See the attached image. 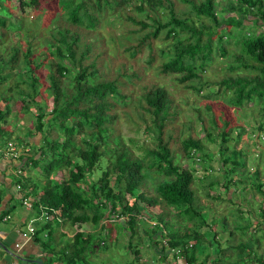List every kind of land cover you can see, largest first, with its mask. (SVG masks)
<instances>
[{
	"label": "trees",
	"instance_id": "obj_1",
	"mask_svg": "<svg viewBox=\"0 0 264 264\" xmlns=\"http://www.w3.org/2000/svg\"><path fill=\"white\" fill-rule=\"evenodd\" d=\"M16 1L20 8L28 6L34 14L44 19L50 13H56L53 19L55 26L48 25L43 38L49 52L42 55H51L46 63L49 66L46 71L47 85L43 86L51 99L49 110L43 106V97L39 93L41 82L34 69L41 61L34 62L32 42L28 41V45L21 50L20 58L14 46L7 57L0 54V71L6 67L5 74L0 73L2 79L12 74V69L20 62L27 64V70L21 73L25 78H20L25 89L15 87L14 91L18 97L23 95V98H18L20 108L27 110L31 104L34 105L35 131H28L29 140L27 138L25 142L28 148L17 149L18 161L12 163L17 171L10 172L9 184L19 194V202L22 197L29 195L32 197L31 209L36 214L40 207L48 212L49 217L42 219L44 221L41 223L34 220V238L49 253L46 261L55 256L65 264H91L86 259L88 252L94 249L93 244L102 248L107 245L105 236L110 229L128 232L127 244L131 246L130 239L141 222L155 254L156 251L160 252L161 260L166 259L170 251L172 260L180 255L184 258V264H205L209 254L206 251L207 245L201 243L203 235L194 227L197 221L202 223L198 210L200 204L191 186L194 167H183L179 161L184 157L192 161L197 154L198 159L207 162L211 153L206 149L204 141H214V135L219 136L218 152L222 156L219 167L226 173V186L231 181V175L243 165L241 149H227L225 144L230 131L228 122L224 120L218 124L213 111L207 121L198 115L202 136L189 124L188 133L180 139L178 150L171 151L170 131L176 132L174 120L177 104L162 85L145 83L139 94L143 102L142 120L145 122V134L155 144L142 155L135 154L114 132V109L117 103H127L125 101L130 97L125 92L130 89H124L126 83L119 80L118 75L125 74L127 81L140 75L132 67L127 72V65L120 60L114 67L116 76L106 79L101 66L105 60L115 64L116 56H108L105 50L102 53L94 52L91 54L92 59L85 64L82 59L95 48L93 40L85 41L84 38L106 14L107 9L121 10L124 18L138 24L137 28L130 29L137 35L135 43L124 48H132L129 51L131 55L146 45L150 60L154 53L152 41L162 32V39H168L167 44L158 47V52L164 57L159 65L162 73L173 74L176 82L197 92L203 83L202 71L218 54L233 61L227 63L228 73L224 72L218 79L214 90L229 91L228 95L222 97L226 105H242L248 101L264 104V28L251 29L256 23L264 25V0H219L221 9L218 10L215 8V0H187L194 15L202 18L197 24L193 19L176 14L171 9L168 13L160 10L161 0ZM168 2L171 3L170 0ZM128 3L133 11L146 10L144 15L149 21L129 13L125 8ZM3 4L0 0V6L3 7ZM2 20L1 27L6 25L5 20ZM227 43H232L234 48H227ZM77 48L79 55L75 57ZM72 67L75 70L71 73ZM67 75L63 82L62 77ZM209 91L216 94L212 89ZM11 97L12 94L1 95L4 104L0 107V148L13 139L10 138L12 131L6 126L9 121L7 100ZM204 105L210 109L209 103L205 102ZM254 135L259 138L257 132ZM176 152L180 153L177 159ZM1 160L3 150L0 149V164L3 165ZM227 162L230 165L226 169ZM31 166L38 168L43 177L28 186L30 178L26 169ZM150 167L162 175L154 193L147 192L144 186L145 170ZM55 172L61 175L60 179L53 180ZM259 174L258 168L251 172L252 185L261 193L264 204V175L261 179ZM206 176L203 174V177ZM236 181L233 179L234 185ZM146 205L158 208L152 222L138 215L140 208ZM8 209L3 207L0 210L1 220L7 215ZM237 209L241 211L245 208ZM58 220L68 223L90 222L91 227L87 231H75L71 236H65L59 231L62 236L56 239L53 231L55 226H51V221L57 223ZM186 221L189 225L184 224ZM173 222H177L178 226L173 227ZM247 224L243 227L246 228ZM96 226V230L92 229ZM249 236L258 242V237L253 234ZM237 238L238 242L225 247L243 248L240 240L244 239V233ZM189 239H193V242L190 243ZM202 245L204 252L200 248ZM217 252L218 255L212 258V264H226V261L221 260V245ZM197 255L200 256L199 260ZM256 258L259 264H264L261 256Z\"/></svg>",
	"mask_w": 264,
	"mask_h": 264
},
{
	"label": "rangeland",
	"instance_id": "obj_2",
	"mask_svg": "<svg viewBox=\"0 0 264 264\" xmlns=\"http://www.w3.org/2000/svg\"><path fill=\"white\" fill-rule=\"evenodd\" d=\"M170 1L171 3L168 0H161L160 10L168 13L169 9H171L176 14L193 19L195 24L202 20V18L194 15L187 0ZM2 2L5 7L0 6V22L3 21V18L6 25L3 27L0 25V29L2 30L0 33V54L7 57L14 46L17 48L18 58H20L22 55L21 50L28 45V41L32 42L31 54L35 58L34 62L41 61V64L34 69L35 75L38 76L41 82L39 93L43 97L41 98L44 102L43 106H45L46 110H49L51 99L49 94L43 89V86L47 85L46 71L49 69V66L46 63L51 58V55L47 54L45 57L42 55L49 52L48 48L44 46L43 38L46 35L45 32L49 27L48 25L55 26L53 19L56 13H50L44 19L41 15L34 14L28 6L20 8L16 0H2ZM129 3L125 6L129 13L133 14L136 18L149 21L148 17L144 15L147 12L146 10L142 12L133 11L130 9ZM215 8L217 10L221 9L219 0H215ZM135 27L137 28L138 24L124 18L121 10L109 11L107 9L106 14L93 26L94 29L89 30L85 34L84 38L85 41L93 40L95 48L94 51L92 50L89 54L87 53V56L82 59L85 64L92 59L93 55L91 54H94V52L102 53L105 50L108 56H116L115 64L112 65L109 60H105L103 66H101L106 79L116 76L114 67L120 60H123L127 65V72L132 67L140 75L138 77H131V81H127L125 74L118 75V79L126 83L124 89H130V91H125L130 94V97L125 101L127 103H117L114 109L116 112L114 132L118 133L128 147L137 155H142L147 148L155 144V141L152 142L144 132L145 122L142 120L144 114L141 107L143 102L139 97L143 85L152 82L166 88L173 102L177 104L174 120L176 132L174 130L170 131L172 133L169 142L171 151L178 150L180 139L188 133L189 124H192L197 134L202 136L201 126L197 121L198 115L207 121L210 113L213 111L218 124L226 120L230 127L225 143L227 149L239 147L243 161V165L237 169L235 174L231 175V181H228L226 186H224L226 173L223 168L219 167L221 166L222 157L218 152L217 142L219 136L214 135V141H204L206 149L211 153L210 160L207 161L209 165L207 162L198 159L197 154L194 155L192 161L184 157L180 158L179 163L183 167L187 165L194 167V178L191 186L199 201L200 206L198 210L202 219V223L197 221L194 227L203 235L201 243L207 245L206 251L209 254L205 264H212V258L218 255L217 250L220 245L221 248L223 247L221 260L226 261V264H259L256 257L261 256L264 259V204L261 200V193L254 189L252 185L251 172L255 168H258L260 170L259 176L261 179L263 178L264 104L248 101L242 105H226L222 97L228 95L229 91L214 90L218 79L225 73H228L226 65L231 59L228 58L226 60L224 56L218 54L214 56L213 60L202 71L203 83L199 91L196 92L193 88L176 82L173 74L162 73L159 70L160 62L164 57L158 52V47L168 42V39H162V32L152 41L154 53L150 60L146 45L142 46V49L133 55L129 52L132 48L130 50L124 49L125 46L135 43L137 35L133 30H130ZM231 27H234V24H231ZM78 28L81 29V27ZM263 28L264 25L256 23L252 25L251 29L262 30ZM231 34L234 35V32ZM96 38H100L101 41H99L100 39L96 40ZM226 47L231 49L234 48V45L227 43ZM78 55L79 49L77 48L74 56L78 57ZM231 62L233 63V61ZM26 68L27 64L20 62L17 67L12 69V74H9L5 79L0 78V107L4 104L1 95L12 94V97L7 100L9 105L7 117L9 121L6 123V126L12 131L10 138H13L10 140V145L7 144L0 149L3 150V160L7 162V164L4 163L6 168L15 172L17 170H14L12 163H17L19 158L16 150L19 148L27 149L28 146L25 142L30 136L28 131H35L33 128V122L36 121L34 105L31 104L27 110L20 108L18 98H23V95L21 94L18 97L14 91L15 87L25 89L24 83L20 78H25V76H21V73L25 72ZM5 70L6 67L0 73L5 74ZM74 70L73 67L70 68L71 73ZM67 77L68 75L62 77V81L64 82ZM15 84L17 85L15 86ZM210 89L216 92V94L210 93ZM205 102L209 103L210 109L205 107ZM220 103L222 104L220 105ZM43 117L45 118L46 115L44 114ZM256 132L259 138L255 137L254 134ZM179 154V152L175 153L176 159L179 157ZM203 164H205V167H203ZM229 165L230 163L228 162L225 164L226 169ZM56 172L52 176L53 180L61 178V175ZM26 173L30 178L28 186H32L34 180L43 177L38 168L32 166L26 169ZM145 173V189L147 192L154 193L157 182L161 180L162 175L154 167L146 169ZM203 174L207 176L203 177ZM8 176H10V172ZM233 179L237 180L235 185ZM209 180L214 181L209 182ZM207 191L208 194H206ZM126 196L130 200L129 194ZM26 197L32 199L29 195H26ZM17 201L19 202L18 198ZM239 207L240 209H245L238 211L237 208ZM157 210V206L146 205L140 208L138 215L152 222L155 220L154 214ZM173 212L176 214L175 210ZM119 217L123 218L124 216ZM36 218L42 220L38 216ZM58 219L62 220L61 217ZM103 220L107 221V219ZM246 223H248L247 227L244 228L243 226ZM184 224L189 225L187 221ZM176 226H178L177 222H173V227ZM90 227V222L68 223V221H64L63 230L65 231H61L63 235L71 236L75 231H87ZM143 227L144 225L142 226L141 222H139L136 233L130 239L132 242L131 246L127 244L128 232H122L121 230H116V228L110 229L108 235L105 236L107 245L102 248L93 244L94 249L88 252L87 256L89 257L87 259L86 256V259L91 264H183L184 258L180 255L176 256L173 260L169 258L170 251L167 258L161 260V257L155 254L153 246L150 245ZM97 228L96 226L92 229L96 230ZM241 233H244V239L240 238V242L244 245L241 248L242 250L240 248L228 249V247H225L238 242L239 238L237 237ZM251 234L258 237L257 243L249 236ZM61 236L62 234L59 233L56 238H60ZM189 242L192 243L193 239H189ZM203 245L200 247L202 252H204ZM200 248L198 252L201 251ZM197 254L201 255V253ZM197 259H200L199 255H197Z\"/></svg>",
	"mask_w": 264,
	"mask_h": 264
},
{
	"label": "crops",
	"instance_id": "obj_3",
	"mask_svg": "<svg viewBox=\"0 0 264 264\" xmlns=\"http://www.w3.org/2000/svg\"><path fill=\"white\" fill-rule=\"evenodd\" d=\"M1 161L7 164L5 160ZM9 172H11V170L7 169L4 164H0V210L3 207L9 208L7 215L0 220V241L4 245V248L1 247L0 249V264H35L28 259L36 257L41 259V264H65L63 260L55 258V256L52 260L46 261L49 253L46 247L43 246L39 240L34 238V233L27 238L22 235L21 232L25 229V224L28 219L36 217L38 213L36 214L33 209L17 201L19 194L15 192L14 188L9 184ZM35 221L41 223L37 218ZM51 223L53 228L55 226L53 229L55 237L59 234V231H65L63 230L64 222L59 223V221H57V223H54L51 221ZM33 224L36 227L34 221ZM15 242L19 243L17 247L14 246ZM156 252L157 255L160 256V252ZM168 255L169 253H167V256ZM88 257L89 256H87V259ZM169 258H171V254Z\"/></svg>",
	"mask_w": 264,
	"mask_h": 264
},
{
	"label": "built area",
	"instance_id": "obj_4",
	"mask_svg": "<svg viewBox=\"0 0 264 264\" xmlns=\"http://www.w3.org/2000/svg\"><path fill=\"white\" fill-rule=\"evenodd\" d=\"M10 145V140L7 141L6 145ZM17 151V150H16ZM31 198L29 197H22V204H24L26 207H30L31 208ZM37 217V216H36ZM36 217H31L28 219V221L26 222L25 224V229L21 232L22 235L27 238V237H30L34 231H35V225L33 224V221L36 219ZM38 217L39 218H42V219H47L49 216H48V212H46L45 210H43V208L40 207V211H39V214H38ZM40 221H44V220H40ZM19 243H16L14 244V246H18ZM0 249H1V246H0ZM177 251V250H175Z\"/></svg>",
	"mask_w": 264,
	"mask_h": 264
},
{
	"label": "water",
	"instance_id": "obj_5",
	"mask_svg": "<svg viewBox=\"0 0 264 264\" xmlns=\"http://www.w3.org/2000/svg\"><path fill=\"white\" fill-rule=\"evenodd\" d=\"M0 246L4 248V245L1 241H0ZM28 260L35 263V264H41V259H39L37 257L36 258H29Z\"/></svg>",
	"mask_w": 264,
	"mask_h": 264
},
{
	"label": "clouds",
	"instance_id": "obj_6",
	"mask_svg": "<svg viewBox=\"0 0 264 264\" xmlns=\"http://www.w3.org/2000/svg\"><path fill=\"white\" fill-rule=\"evenodd\" d=\"M39 214V213H38ZM38 216V215H37Z\"/></svg>",
	"mask_w": 264,
	"mask_h": 264
}]
</instances>
